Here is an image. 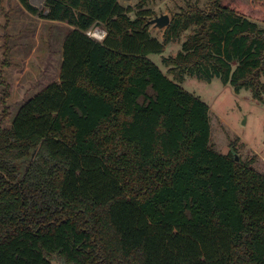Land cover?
Instances as JSON below:
<instances>
[{
  "label": "trees",
  "instance_id": "obj_1",
  "mask_svg": "<svg viewBox=\"0 0 264 264\" xmlns=\"http://www.w3.org/2000/svg\"><path fill=\"white\" fill-rule=\"evenodd\" d=\"M17 1L72 30L53 79L0 128V264H264V174L212 147L209 107L179 85L259 99L264 0L252 18L224 0L172 17L163 44L197 28L164 59L172 79L146 58L163 50L149 19L119 0Z\"/></svg>",
  "mask_w": 264,
  "mask_h": 264
},
{
  "label": "rangeland",
  "instance_id": "obj_2",
  "mask_svg": "<svg viewBox=\"0 0 264 264\" xmlns=\"http://www.w3.org/2000/svg\"><path fill=\"white\" fill-rule=\"evenodd\" d=\"M46 0H30V4L42 12ZM229 7L243 3L247 6V15L252 18L255 8L252 0H224ZM119 4L129 11L128 17L136 18L138 13L145 14L149 20L148 31L152 39L163 45L161 53H150L147 59L156 65L168 78L169 67L164 59L175 57L181 51L182 44L195 32L191 27L179 34L176 39L163 44L164 29H157L150 21L167 15L170 19L193 8L208 12L211 0H119ZM260 28L264 23L257 22ZM72 30L65 23H52L31 15L16 0H0V128H8L10 119L17 108L34 92L49 84L54 72L60 66L62 44ZM107 34L102 26H95L90 31ZM7 41L4 46V37ZM7 48V54L4 53ZM7 57L10 66L2 69V62ZM257 78V79H256ZM256 82L264 87V69L255 76ZM179 85L186 92L198 98L210 109L211 145L226 154L232 144L235 156L241 161L256 158L253 168L264 174V92L259 99H254L250 91L242 90L235 94L229 85L219 79L205 81L196 76L183 75ZM8 99L2 105L3 96ZM52 264H64L54 258Z\"/></svg>",
  "mask_w": 264,
  "mask_h": 264
},
{
  "label": "water",
  "instance_id": "obj_3",
  "mask_svg": "<svg viewBox=\"0 0 264 264\" xmlns=\"http://www.w3.org/2000/svg\"><path fill=\"white\" fill-rule=\"evenodd\" d=\"M152 24H154V26L157 28V29H164L166 28L169 23H170V19L167 15H162L160 17H157L155 19H153L152 21H150ZM34 157V154L32 153L31 155H29V157L27 158V164H29L31 162V160L33 159ZM235 161L237 162L238 161V157L235 156ZM26 170V167L24 169V172ZM23 172V174H24Z\"/></svg>",
  "mask_w": 264,
  "mask_h": 264
},
{
  "label": "built area",
  "instance_id": "obj_4",
  "mask_svg": "<svg viewBox=\"0 0 264 264\" xmlns=\"http://www.w3.org/2000/svg\"><path fill=\"white\" fill-rule=\"evenodd\" d=\"M87 36L98 41V42H101L104 37H105V33L104 32H101V31H97V30H94V31H88L87 33Z\"/></svg>",
  "mask_w": 264,
  "mask_h": 264
},
{
  "label": "crops",
  "instance_id": "obj_5",
  "mask_svg": "<svg viewBox=\"0 0 264 264\" xmlns=\"http://www.w3.org/2000/svg\"><path fill=\"white\" fill-rule=\"evenodd\" d=\"M17 1V0H16ZM17 3H18V1H17ZM19 4V3H18ZM20 5V4H19ZM21 6V5H20ZM23 9V8H22Z\"/></svg>",
  "mask_w": 264,
  "mask_h": 264
}]
</instances>
